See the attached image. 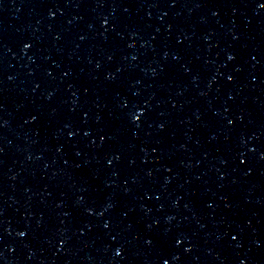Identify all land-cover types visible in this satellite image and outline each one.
<instances>
[{
	"label": "water",
	"instance_id": "95a60500",
	"mask_svg": "<svg viewBox=\"0 0 264 264\" xmlns=\"http://www.w3.org/2000/svg\"><path fill=\"white\" fill-rule=\"evenodd\" d=\"M0 264H264V0H0Z\"/></svg>",
	"mask_w": 264,
	"mask_h": 264
}]
</instances>
